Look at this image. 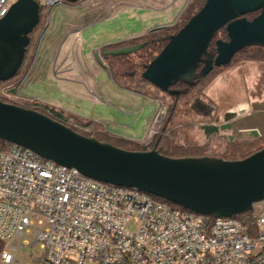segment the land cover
Instances as JSON below:
<instances>
[{
    "label": "water",
    "instance_id": "1",
    "mask_svg": "<svg viewBox=\"0 0 264 264\" xmlns=\"http://www.w3.org/2000/svg\"><path fill=\"white\" fill-rule=\"evenodd\" d=\"M76 2L77 0H64ZM37 0H16L0 18V81L14 77L29 43L28 34L39 21ZM257 12L251 18L246 14ZM224 28L226 40H215V55L206 47L215 32ZM154 27L151 30L158 29ZM151 59L143 78L161 89L178 79L189 81L211 64H227L246 46L264 47V0H205ZM143 43L102 54H126ZM235 113L228 110L224 120ZM207 134L218 127L203 124ZM222 127V125H221ZM0 139L35 151L82 174L118 185H126L167 199L194 212L234 216L252 210L264 199V147L234 160L170 157L152 148L126 150L85 136L49 116L21 105L0 100Z\"/></svg>",
    "mask_w": 264,
    "mask_h": 264
},
{
    "label": "built area",
    "instance_id": "2",
    "mask_svg": "<svg viewBox=\"0 0 264 264\" xmlns=\"http://www.w3.org/2000/svg\"><path fill=\"white\" fill-rule=\"evenodd\" d=\"M15 1L0 0V18ZM37 1L50 9L63 2ZM157 103L145 145L163 114ZM253 225L251 234L235 215L182 210L22 145L0 147V261L6 264L31 231L40 248L32 264H264V209Z\"/></svg>",
    "mask_w": 264,
    "mask_h": 264
},
{
    "label": "rangeland",
    "instance_id": "3",
    "mask_svg": "<svg viewBox=\"0 0 264 264\" xmlns=\"http://www.w3.org/2000/svg\"><path fill=\"white\" fill-rule=\"evenodd\" d=\"M192 1L77 0L64 1L59 6L48 8L46 18L37 26L34 35L36 44L31 47L30 58L16 77L0 84V95L7 102L22 106L42 101L57 108L61 106L80 108L86 111L88 116L97 115L102 119L105 129L113 135L140 141L143 146L151 149L150 144L159 134L166 116L167 103L160 98L153 101L141 95L130 96L131 92L126 90H124L126 92L114 90L107 77L106 63L101 56L100 45L122 41L154 27L169 25L178 19L180 14L182 15ZM76 32L77 39L82 40L83 43L81 47L83 60L98 82H96L97 90L93 92L89 85L84 91L85 86L81 84L79 89L84 92L70 95L59 79L60 75L57 71L62 62L56 49L60 45V39L64 40ZM77 48L76 45L75 54ZM237 58L238 56L227 65L216 69L203 88L205 99L215 106L213 121L216 117L222 118L227 110L239 106H245L251 112L250 104L258 109L257 112L264 113V60H237ZM29 68L24 82L21 81ZM74 75L72 71L66 73V77L70 79ZM148 90L151 92L150 89ZM94 95L101 96L106 102L95 101ZM124 96H130L131 100L125 102ZM133 97L136 99L133 100ZM157 102H159V111H163V114L157 128L148 131L146 136L148 144L145 145L142 139L157 109ZM202 124L191 126L187 133L182 131L178 135H170V144L184 145L189 139L200 144L204 143L207 138L204 129L200 126ZM228 130L226 127L221 129L232 138L233 135H230ZM165 149L166 145L162 143L160 150ZM263 209L264 199L254 203L252 214L256 218ZM34 239L33 231L21 237L15 252L16 260L11 264H32L40 254L38 243L32 244ZM22 240H26L27 243ZM0 264L6 263L0 261Z\"/></svg>",
    "mask_w": 264,
    "mask_h": 264
},
{
    "label": "trees",
    "instance_id": "4",
    "mask_svg": "<svg viewBox=\"0 0 264 264\" xmlns=\"http://www.w3.org/2000/svg\"><path fill=\"white\" fill-rule=\"evenodd\" d=\"M64 2V0H63ZM205 0H193L180 14L179 18L169 25L161 26L158 29L150 30L141 35H137L122 41L112 42L101 46V56L106 63L107 70L113 83L123 89L134 91L152 98H160L167 103V113L161 125V129L156 138L151 142L150 148L158 150L161 154L170 157H193V158H215L223 160H234L244 158L251 153L264 147V132L260 135L247 139H229L225 135L217 133L206 134V141L198 143L195 140L189 139L184 145H171L169 141L170 135H178L191 128L193 125L200 123H210L214 119V104L206 100L203 94V88L207 84L212 73L225 65L238 56L237 60H264V47L258 45H251L243 47L238 50L225 65L216 66L211 64L210 69L201 74L200 70L204 66L202 62L199 63L195 69L196 76L189 81L178 79L175 83L169 85L167 89H161L142 76L145 65L153 59L157 53L167 42L166 37L174 34L180 27L204 4ZM48 6L39 3V21L33 30L28 34L29 43L26 46L24 56L16 74L23 69L28 58H30L31 47L36 44L34 37L37 26L46 18ZM257 12L246 14L248 18L254 16ZM226 40V31L222 27L218 29L213 37L210 39L206 52L215 55V40ZM143 43L139 49L126 54H102L104 51L133 46ZM12 77L11 79H13ZM0 81V84L10 81ZM150 89L151 92L148 90ZM153 90V91H152ZM156 93H152L155 92ZM159 95H158V94ZM155 94V95H154ZM0 100L7 102L0 95ZM22 106V105H21ZM23 107L39 111L50 118L63 123L70 127L75 132L85 135L93 136L97 140L108 142L114 146L126 150H147L149 147L143 146L137 141L118 137L107 133L103 127L90 119L77 118L71 112L63 108L54 107L46 102H35ZM166 145L165 150H160L161 144ZM8 142L0 139V147H4ZM153 197L165 201L176 208L189 211V209L175 204L167 199L153 195ZM239 218L243 226L251 233L254 234L255 216L252 210H247L235 215Z\"/></svg>",
    "mask_w": 264,
    "mask_h": 264
},
{
    "label": "crops",
    "instance_id": "5",
    "mask_svg": "<svg viewBox=\"0 0 264 264\" xmlns=\"http://www.w3.org/2000/svg\"><path fill=\"white\" fill-rule=\"evenodd\" d=\"M59 5H56V6H59ZM148 31H150V30H148ZM143 33H146V31ZM143 33H141V34H143ZM141 34H136L134 36L141 35ZM134 36H131V37H134ZM131 37H129V38H131ZM77 38L78 37H77V32H76V34L74 33L71 36L69 35L68 38H65L64 40L60 39V45L56 49V53H58V57L60 58V62H62L59 65L60 69L57 71L58 74L60 75L59 79H60L61 83L63 84V86L65 87L67 93H69L70 95L71 94H73V95L74 94H80V93L86 91L87 90L86 87L88 85L91 86V88L93 89L92 90V92H93V91L97 90L96 89L97 88L96 82H98L94 79L95 78L94 75H92V73L89 72V70L87 69V65L84 62L83 57L81 55V50H82L81 47H83V43H82V40L77 39ZM108 43H110V42H107L105 44H108ZM105 44L100 45V47L105 45ZM76 45L78 46V48L76 49L77 53L75 54ZM93 50L94 49H92V53L94 54ZM30 68L28 69L27 72L24 73V75L21 78V81H23L25 79V77L28 75ZM106 68H107V66H106ZM69 71H72L73 74H75L73 76V78H71V79L66 77V73H68ZM107 73H108L107 74L108 80L111 82L114 90H118L119 92H126V91L131 92L130 96H134V97H139L140 95L143 97H149V96H146V95H143L140 93L137 95L136 94L137 92L126 90V89H123V88L116 86L113 83V81L111 80V77L109 75L108 70H107ZM74 78H75V80H74ZM81 84H83L85 86V88L83 87L84 91L81 88L79 89V86ZM69 85H71V86H69ZM124 90H126V91H124ZM107 95H108V92L106 93V96ZM130 96H128V97L124 96L123 100L125 102H126V100L130 101L131 100ZM134 97H133V100L136 99ZM149 98H151L153 101L154 100L156 101L155 98H152V97H149ZM105 99H108V98L105 97ZM94 100L99 101L101 103L106 102V100H104V99L102 100L101 96H98V95L97 96L94 95ZM249 107L251 109V112L245 106H242V107L239 106L238 108L230 109V110L234 111L235 115L232 116L231 118H229L227 121L224 120V113H225L224 112L222 118L216 117V119L213 122L208 123V124L216 125L219 128L218 132H216V133L220 134V135L221 134L225 135L227 138H229L230 136L228 137L227 134H225V133H223V131H221V129L224 127L228 128L230 130V131L228 130V132H230V135L231 134L233 135L232 138L230 137L229 139H236L237 140V139H247V138L256 137V136H258L264 132V113L257 112L258 109H256L255 107H252L251 104ZM61 108H63L66 111L71 112L77 118L90 119V120H93V121L99 123L107 133L112 134L111 132H109L105 129L104 124L102 123L103 120L98 118L97 115L96 116H88L86 114V111L81 110L80 108H77V109L72 108V107H70V108L65 107L64 108V106H61ZM72 109H74V110H72ZM82 115H85V116H82ZM221 125H222V127H221ZM206 134L207 133H205V135ZM137 142H139V141H137Z\"/></svg>",
    "mask_w": 264,
    "mask_h": 264
}]
</instances>
